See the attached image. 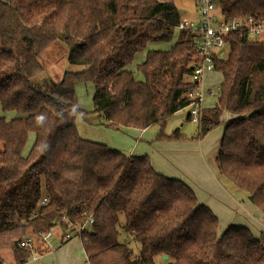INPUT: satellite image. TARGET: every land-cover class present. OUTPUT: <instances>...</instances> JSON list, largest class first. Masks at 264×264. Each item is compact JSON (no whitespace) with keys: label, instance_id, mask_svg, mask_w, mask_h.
Instances as JSON below:
<instances>
[{"label":"trees","instance_id":"1","mask_svg":"<svg viewBox=\"0 0 264 264\" xmlns=\"http://www.w3.org/2000/svg\"><path fill=\"white\" fill-rule=\"evenodd\" d=\"M216 4L228 21L264 22V0ZM183 22L173 2L160 0H0V254L9 250L25 264L45 244L42 234L73 232L91 218L81 235L89 264H158L163 255V264H264V233L243 225L221 233L190 184L159 173L147 155L129 156L78 129L79 119L116 131L157 126V141L189 140L179 128L164 132L193 88L196 32L180 29ZM175 35L169 50L147 52L137 68L144 79L136 80L128 69L136 56ZM56 41L82 70L42 86L39 56ZM226 42L213 61L222 75L216 102L192 138L224 128L212 156L217 174L252 197L264 220V41L236 32ZM79 84L94 87L91 113L79 107ZM121 232L140 244L138 258ZM29 237L34 248L21 247Z\"/></svg>","mask_w":264,"mask_h":264},{"label":"rangeland","instance_id":"2","mask_svg":"<svg viewBox=\"0 0 264 264\" xmlns=\"http://www.w3.org/2000/svg\"><path fill=\"white\" fill-rule=\"evenodd\" d=\"M175 41H176V35L175 38L172 40V42L151 43L142 53L138 54L132 65H130L128 68L130 71H132L135 74L136 80L142 81L144 79L143 75L137 70V68L141 63L144 62L147 52L153 50L154 51L169 50L174 45ZM259 41H264V34L259 38ZM68 53L69 50L65 43L61 41H56L53 44H51L39 56V60L42 66L44 67V71L35 78V82L41 84L42 86L44 85V83H49V82L53 84H57L61 81L63 75L66 72L81 71L82 67L71 65L68 62ZM221 81H222V75L220 73H215L214 77L208 81L209 83L214 84V91L216 94L214 100L213 99L211 100L212 103L217 98V94L219 91L218 87ZM93 94H94V87L91 84H87V85L79 84L76 88V97L79 107L89 113H91L94 110ZM188 113L189 110L186 108L171 116L167 120L164 130L165 134L171 135L176 129L179 128L182 134L186 135L189 138V140L185 142H198V140H193L192 138L197 134L198 125L186 119ZM224 117H226L224 120H227L229 116L225 115ZM78 127L81 135L84 138L100 143L104 142L107 144L108 142L106 141H109L111 144L108 145L112 149L119 150L123 153H126L124 150L125 147L126 149H128V146L130 144L132 145L131 139L128 137L129 131L127 129L116 131L109 129L105 126L90 125L87 122H84L83 119H80L78 121ZM129 130L138 131L135 129H129ZM153 130L156 133L158 132V134L160 132V128L157 126L153 128ZM222 130H224V128L222 126H219L213 129L211 132H209L202 140H204L209 134L214 132L207 141L210 147L213 143L216 144L218 141H220L223 134ZM220 131L222 134L217 138V134ZM150 132H148V135L143 137L144 141L141 140L140 141L141 144L143 143L148 144V142L150 141L149 140L150 138L149 136L151 135ZM133 134H136L134 136L135 138H137V136L139 135V133L137 132H133ZM32 140H33V135H31L29 141L32 142ZM122 144L124 148H122ZM214 146L211 148V150H209V152H205L204 160H206L207 158V163L209 168L208 174H210L215 181L217 179L219 182L218 189L213 188L214 187L213 185H210L208 187L207 184L203 185L200 178L197 177L199 175V172L194 167H188L185 163H181L179 165L178 163L170 162L172 167L175 168L173 171L176 173H181L183 176L188 177V179L191 180V182L195 185L194 187L197 190L200 199L203 200L209 197V199L213 200L212 205L221 223L220 226L221 233L232 225L235 226L243 225L251 229L256 237H259L260 235H262V233H264L263 216L255 206V204L251 200H249V196L245 192L236 188L227 178L218 176V174L216 175L215 166L214 163L212 162V156L215 154V150H216V148L213 149ZM184 150L186 153L189 154V148L185 147ZM161 154L162 153H160V155ZM58 230L60 231V229ZM65 232L66 231L62 230L63 235L65 234ZM120 241L126 244L130 249H132L134 259L139 257L140 244L135 240L133 235L121 232ZM0 255L4 257L5 264H15L13 255L9 250L2 251ZM165 261L166 260H163L162 256L156 258V262L158 264H163Z\"/></svg>","mask_w":264,"mask_h":264},{"label":"crops","instance_id":"3","mask_svg":"<svg viewBox=\"0 0 264 264\" xmlns=\"http://www.w3.org/2000/svg\"><path fill=\"white\" fill-rule=\"evenodd\" d=\"M160 1L173 2L176 5V7L180 10L184 22H193L199 19L196 0H160ZM214 74L215 72H210L207 74L206 77L207 88L209 90H212V93L211 95L209 94L206 97L205 107H204L205 109L211 108L215 104V101L213 103L211 102L212 99L214 100V97L216 95L214 91V84L208 82L210 79L214 77ZM186 119L188 120V115ZM155 127L156 126L148 128L143 131L140 130L131 131L127 129L129 131L128 137L131 139L132 145L130 144L128 146V149H126L125 147L124 150L126 154L129 156L131 155L149 156L153 166L159 173L164 174L171 178L182 179L195 189L194 187L195 185L191 182V180L188 179V177H185L181 173H176L173 171L175 168L172 167L170 162L178 163L179 165L181 163H185L188 167H194L199 172V175L197 177L200 178L203 185L207 184V187L213 185L214 186L213 188L218 189L219 182L217 179L215 181L212 178V176L208 174L209 168H208L207 158L206 160H204L205 152H209V150H211V148L214 145L215 146L213 149H215L218 145L219 141L216 144L213 143L209 147V143L207 142L209 137H211V135L214 132L209 134L204 140H200L198 142L173 143L169 141H157L156 138L158 136V132L156 133L153 130V128ZM133 132L139 133L137 138L134 137L136 134H133ZM148 132L151 133V135L149 136L150 141L148 142V144L145 143L141 144L140 141L141 140L144 141L143 137L148 135ZM222 133L220 131L217 134V138ZM106 142H108V144H111L109 141ZM185 147L189 148V154L185 152L184 150ZM122 148H124L123 144H122ZM1 150H3V145L0 143V151ZM160 153L162 154L160 155ZM215 173L217 175L216 168H215ZM195 191L199 197V200L209 205L212 208V210L216 213L212 205L213 200L209 199V197L207 196H206L207 199L202 200L200 199V196L196 189ZM57 228L60 229V231ZM57 228L55 227L54 230L52 231L53 237L50 240V242L47 244L38 245L34 254V258L32 257L25 264H89L87 255L83 249L82 241L78 238H73L69 241L63 240L62 228L59 226Z\"/></svg>","mask_w":264,"mask_h":264},{"label":"built area","instance_id":"4","mask_svg":"<svg viewBox=\"0 0 264 264\" xmlns=\"http://www.w3.org/2000/svg\"><path fill=\"white\" fill-rule=\"evenodd\" d=\"M199 19L193 22H183L180 29L191 28L196 32V59L192 65L190 82L193 88L187 94L190 120L200 124L206 97L211 93L206 85L207 74L215 70L214 58L223 57L228 51L226 38L232 33L241 32L251 41H259L264 34V22H258L253 17L226 20L217 14L216 0H196ZM93 219L75 227L73 232L66 231L63 238L81 240L82 232L90 228ZM70 226H72L70 224ZM53 237L52 231L41 235L42 242L49 243ZM23 248L33 249L34 239L29 237L20 243ZM34 258V254L32 256Z\"/></svg>","mask_w":264,"mask_h":264},{"label":"water","instance_id":"5","mask_svg":"<svg viewBox=\"0 0 264 264\" xmlns=\"http://www.w3.org/2000/svg\"><path fill=\"white\" fill-rule=\"evenodd\" d=\"M250 200H252V197H250ZM16 246L18 247L17 243H16ZM162 258H163V260H168V256L167 255H163Z\"/></svg>","mask_w":264,"mask_h":264}]
</instances>
